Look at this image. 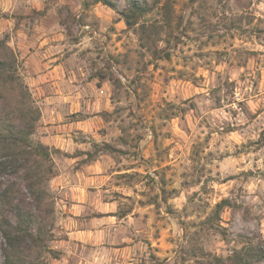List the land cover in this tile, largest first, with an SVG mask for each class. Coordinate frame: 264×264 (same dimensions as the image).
<instances>
[{
	"label": "clouds",
	"instance_id": "1",
	"mask_svg": "<svg viewBox=\"0 0 264 264\" xmlns=\"http://www.w3.org/2000/svg\"><path fill=\"white\" fill-rule=\"evenodd\" d=\"M0 264H264V0H0Z\"/></svg>",
	"mask_w": 264,
	"mask_h": 264
}]
</instances>
